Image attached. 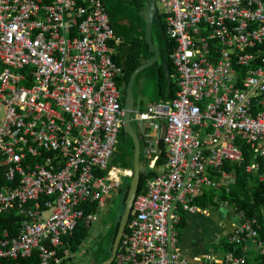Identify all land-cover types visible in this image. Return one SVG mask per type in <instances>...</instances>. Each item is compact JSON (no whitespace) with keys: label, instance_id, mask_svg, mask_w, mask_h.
<instances>
[{"label":"built area","instance_id":"1","mask_svg":"<svg viewBox=\"0 0 264 264\" xmlns=\"http://www.w3.org/2000/svg\"><path fill=\"white\" fill-rule=\"evenodd\" d=\"M156 2L176 44L168 58L181 90L133 116L149 168L161 139L166 161L136 197L116 261L246 264L232 253L191 262L177 229L182 211L201 213L194 204L205 189L233 183L222 169L243 163L241 142L264 157V0ZM122 42L104 0H0V264L35 252L38 264H61L64 236L100 220L82 207H104L133 176L111 166L126 117L124 69L114 59ZM15 207L17 234L1 218ZM261 230L258 219H242L230 243L264 254Z\"/></svg>","mask_w":264,"mask_h":264},{"label":"trees","instance_id":"2","mask_svg":"<svg viewBox=\"0 0 264 264\" xmlns=\"http://www.w3.org/2000/svg\"><path fill=\"white\" fill-rule=\"evenodd\" d=\"M104 3L116 36L122 38L123 41L121 44L115 46L114 59L124 69L123 76L118 80V86L122 90L125 108L127 89L131 76L138 67L153 58V55L149 53L145 40L149 5L148 0H104ZM156 4L159 9L157 2ZM166 31V17L159 12L152 29L153 42L158 46L160 51V60L152 68L158 74V90L161 98L155 104L173 100L181 90L179 80L175 75V67L168 58L169 54L174 51L176 44L169 39ZM214 42L212 41V45H215ZM255 63L253 62L252 64L255 65ZM164 64L167 65V71H165ZM239 71L241 74H245L246 68H240ZM144 74L145 72L139 75L136 83L140 80V76ZM146 110L141 109L140 111L144 113ZM133 126L140 135L139 124L134 123ZM159 141L161 150L160 160L157 162V167L151 170L149 168L151 159L146 153L148 144L144 139L141 140L142 173L137 196L146 193L148 181L158 176L159 167L166 161L164 142L162 139ZM240 145L244 155L243 163L241 165L225 163L222 169V171H226L231 175L233 183L224 185L219 189H205L202 195L196 199L194 205L203 212L207 210L220 211L223 207H228L240 219H258L262 227L260 234L262 239H264V183L261 181V178L264 176V157L256 156L254 146L248 145L245 142H241ZM134 157L135 144L133 138L125 133V129H123L120 135L118 151L112 159L111 166H116L125 171H132L134 176ZM253 165H256V169L249 172L248 168ZM142 166H144V169ZM99 175H106V173L101 172ZM133 176L123 177L119 188L114 190L116 199L111 204L110 202H106L108 206H112L110 213L105 217L104 221V225L108 228V231L106 235L98 237L96 247L92 251V261L89 264H103L110 259L112 247L119 234V226L125 211V203ZM82 209L87 214L103 215L104 213V207H101L99 204H93L88 207L83 206ZM187 215L191 214L181 212L182 223L177 229L178 238L181 242H183V232L188 227ZM1 218L4 227L11 230L14 234H17L21 230L23 217L16 207ZM131 218L132 216H130L129 220ZM93 227L88 228L84 223H81L74 235L64 236L63 245L58 249V256L62 259L61 264H75V257L82 251L86 243L93 238ZM126 231H128V228ZM226 236V241H224L225 238H222L220 243L217 244L216 253H222L223 256L232 253L235 256L244 258L246 264H264V254H261L256 246L251 247L252 251H246L247 249H245L244 245L230 243L231 235ZM114 262V264H118V261L115 260ZM38 263L39 255L35 252L28 259L20 258L15 261H9L7 264Z\"/></svg>","mask_w":264,"mask_h":264},{"label":"water","instance_id":"3","mask_svg":"<svg viewBox=\"0 0 264 264\" xmlns=\"http://www.w3.org/2000/svg\"><path fill=\"white\" fill-rule=\"evenodd\" d=\"M148 5H149V11H148L147 20H146L145 40L148 45L149 53L153 55V58L150 61H147L146 63L138 67L135 73L131 76L130 83L127 89V98H126V104H125L126 117H125V128L124 129H125V133H127L131 138H133V141L135 144L134 176L132 178L127 200L125 203V211L121 218V222L119 226V234L117 236L114 246L112 247L111 257L108 261L104 262L103 264H114L115 263L114 261L116 260V256L120 249V245H122L123 236L125 234V231H126V228H127V225H128L131 213H132L133 204L138 194L139 184H140V179H141V173H142L141 138L133 126V116L136 112V107H137V100L135 97L134 87L136 84V80L139 77L138 75L152 68L160 60V51H159L158 46L153 42V35H152L153 23L158 14V7H157L155 0H148ZM164 68H165V71H167L166 64H164ZM165 128H166V124L165 122H163L162 131H161L162 138H164L165 136Z\"/></svg>","mask_w":264,"mask_h":264},{"label":"crops","instance_id":"4","mask_svg":"<svg viewBox=\"0 0 264 264\" xmlns=\"http://www.w3.org/2000/svg\"><path fill=\"white\" fill-rule=\"evenodd\" d=\"M187 219L188 227L183 232L182 247L185 258L191 262L213 253L222 258L223 254L216 253V248L212 252H208L207 249L211 244H219L224 236L231 235L242 221L228 207H224L220 211L207 210L202 214L187 215ZM208 238H210V241L207 240ZM253 246V243H248L246 251L251 250Z\"/></svg>","mask_w":264,"mask_h":264},{"label":"rangeland","instance_id":"5","mask_svg":"<svg viewBox=\"0 0 264 264\" xmlns=\"http://www.w3.org/2000/svg\"><path fill=\"white\" fill-rule=\"evenodd\" d=\"M152 68L144 71L145 74L141 75L140 80L138 81V83L135 84L134 90H135V97L137 100L136 111H140L141 109L146 110L161 99L158 90V81H157L158 74H156L155 70ZM142 168L144 169V166H142ZM115 199H116L115 192H112L109 195L105 196V201L110 202V204ZM111 207L112 206H108L107 203H105L104 213L103 215H100L99 222L93 227V238L86 243L82 251L77 255V257H75L74 259L75 264H89V262L92 261V254H93L92 251L94 250V247H96L98 237L107 234L108 228L105 227L104 221H105V217L110 213ZM202 212L203 211H201V213L199 214H202ZM49 214H50L49 211H45L43 213V217L47 218ZM226 238L224 239V241L227 240ZM207 240L210 241V238H208ZM216 247H217L216 244L213 245L211 244L207 249V251L212 252L213 249Z\"/></svg>","mask_w":264,"mask_h":264},{"label":"clouds","instance_id":"6","mask_svg":"<svg viewBox=\"0 0 264 264\" xmlns=\"http://www.w3.org/2000/svg\"><path fill=\"white\" fill-rule=\"evenodd\" d=\"M160 12V10L158 9V13Z\"/></svg>","mask_w":264,"mask_h":264},{"label":"flooded vegetation","instance_id":"7","mask_svg":"<svg viewBox=\"0 0 264 264\" xmlns=\"http://www.w3.org/2000/svg\"><path fill=\"white\" fill-rule=\"evenodd\" d=\"M225 235H226V233H225ZM227 237V236H226ZM224 238H225V236H224Z\"/></svg>","mask_w":264,"mask_h":264}]
</instances>
